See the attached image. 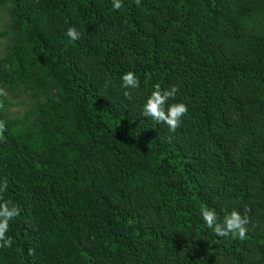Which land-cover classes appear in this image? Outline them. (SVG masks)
Returning <instances> with one entry per match:
<instances>
[{
  "label": "trees",
  "instance_id": "1",
  "mask_svg": "<svg viewBox=\"0 0 264 264\" xmlns=\"http://www.w3.org/2000/svg\"><path fill=\"white\" fill-rule=\"evenodd\" d=\"M0 13V205L18 210L0 264H264V0ZM155 85L188 107L175 130L141 116ZM202 206L246 216L245 238Z\"/></svg>",
  "mask_w": 264,
  "mask_h": 264
},
{
  "label": "clouds",
  "instance_id": "2",
  "mask_svg": "<svg viewBox=\"0 0 264 264\" xmlns=\"http://www.w3.org/2000/svg\"><path fill=\"white\" fill-rule=\"evenodd\" d=\"M123 0H112L113 8L121 9ZM67 37L76 41L79 39V33L74 27H69L66 32ZM121 87L125 90L137 89L140 81L134 72L128 71L121 78ZM177 88L162 89L160 85H155L149 90V93L143 99L141 107V116L151 119L157 124L164 123L170 130H175L182 122V118L187 114L188 107L183 102L176 101ZM125 96L129 95L125 91ZM6 187V184L0 185V188ZM18 214L15 206L9 207L7 204L0 205V240H4L5 245L12 243L11 239H5V233L9 230V221L13 220ZM200 216L204 224L218 237H233L244 239L246 236V225L248 219L239 211L232 210L224 215L221 221L216 211L209 207L202 206L200 208Z\"/></svg>",
  "mask_w": 264,
  "mask_h": 264
},
{
  "label": "rangeland",
  "instance_id": "3",
  "mask_svg": "<svg viewBox=\"0 0 264 264\" xmlns=\"http://www.w3.org/2000/svg\"><path fill=\"white\" fill-rule=\"evenodd\" d=\"M0 15H3L4 16V13H0ZM3 25L1 24L0 25V28L2 27ZM23 109V106L22 105H17L15 107L12 108V111L13 113H17L19 110Z\"/></svg>",
  "mask_w": 264,
  "mask_h": 264
}]
</instances>
